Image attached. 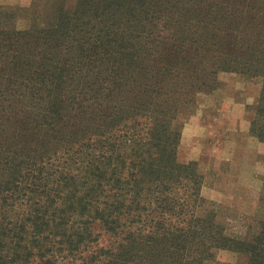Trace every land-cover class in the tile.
Returning <instances> with one entry per match:
<instances>
[{
    "label": "trees",
    "instance_id": "16d2710c",
    "mask_svg": "<svg viewBox=\"0 0 264 264\" xmlns=\"http://www.w3.org/2000/svg\"><path fill=\"white\" fill-rule=\"evenodd\" d=\"M217 69L264 84V0L0 7V264H264V224L225 235L176 157L174 120ZM249 132L264 143V86Z\"/></svg>",
    "mask_w": 264,
    "mask_h": 264
},
{
    "label": "rangeland",
    "instance_id": "374dc122",
    "mask_svg": "<svg viewBox=\"0 0 264 264\" xmlns=\"http://www.w3.org/2000/svg\"><path fill=\"white\" fill-rule=\"evenodd\" d=\"M32 1L0 0V7L27 9ZM75 4L67 0V7ZM29 16L20 11L15 28L26 31ZM71 71L77 81H84V68L75 65ZM263 86L261 75L250 79L239 71L217 69L212 88L196 94L189 115L184 110L174 120L180 133L177 161L197 164L206 209L225 235L243 242L255 239L264 224V143L249 132ZM204 264H249V257L219 250Z\"/></svg>",
    "mask_w": 264,
    "mask_h": 264
}]
</instances>
